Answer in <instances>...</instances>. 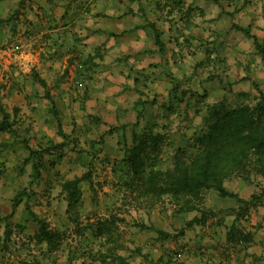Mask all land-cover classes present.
Returning a JSON list of instances; mask_svg holds the SVG:
<instances>
[{"label": "rangeland", "instance_id": "rangeland-1", "mask_svg": "<svg viewBox=\"0 0 264 264\" xmlns=\"http://www.w3.org/2000/svg\"><path fill=\"white\" fill-rule=\"evenodd\" d=\"M182 1L184 6L180 0L173 6L195 28L201 22V50L190 44L179 56L176 52L167 55L159 40L160 59L152 57L143 60V69L138 63L137 69L130 71L128 65L121 72L115 67L122 60L111 55L112 79L106 87H78L69 80L63 87L43 86L36 69L21 64L22 59L18 62L22 51L12 52L18 40L0 43V101L11 97L14 90L23 93L31 88L44 104L39 102L34 110L46 109L50 118L44 122V135H35L33 150L64 143L60 150L23 162L28 153L21 142L25 139L30 144L32 139L22 134V128L13 137L16 147L20 144L22 148L16 151L22 162L13 169H19L22 179L12 203H21L24 212L31 210L56 234L55 245L36 243L32 239L36 225L28 216L29 226L11 230L13 244L9 246L20 249L14 254L19 264H264V182L260 178L252 176L249 184L228 179L224 186L237 198L222 199L210 190L193 209L171 205L167 198L153 205L135 198L140 185L125 164L133 134L154 133L152 128L158 126L166 146L146 163L144 171H166L175 156L189 158L195 153L193 136L205 130L207 107L220 102L229 109L244 104L254 107L258 93H264V55L259 49L264 47V0ZM169 26L174 32L173 25ZM235 26L254 36L258 47ZM171 63L176 69L167 78L170 89L176 84L178 92L170 94L172 99L169 95L173 101L169 103L166 85L151 83L150 78L151 74L155 80L160 78ZM134 79L139 86L132 83ZM95 90H103V96L91 95ZM182 91L184 97H180ZM20 109L14 107L12 112L15 125ZM166 109L174 111L167 114ZM175 109L184 112V124L176 120L180 114ZM62 113H67L66 118H60ZM168 117L170 125L162 122ZM59 131L68 135L62 138ZM37 160L40 165L35 175L31 165ZM86 175L89 179H82ZM74 180L78 183L70 191L65 184ZM201 211L207 214L204 225L193 221ZM232 224L235 238L227 243Z\"/></svg>", "mask_w": 264, "mask_h": 264}, {"label": "crops", "instance_id": "crops-1", "mask_svg": "<svg viewBox=\"0 0 264 264\" xmlns=\"http://www.w3.org/2000/svg\"><path fill=\"white\" fill-rule=\"evenodd\" d=\"M161 1L165 2L160 5ZM174 1L176 0H0V43L3 45L5 39L7 44L10 43L9 39L13 42L18 40V43L15 41L11 46L12 52L17 54L22 51L18 62L22 59L21 64H30V69H36L45 85L63 87L69 80L73 86L78 87L84 84L106 87L111 85L112 79L111 55L122 60L115 67L118 72L122 69L126 71L128 65L130 71L132 67L135 70L138 63L141 64L140 69H143V60L158 57L155 33L164 43L167 55L176 52L179 56L185 53L184 49L190 44L196 46L198 51L201 50L204 37L201 22L198 21L195 28L191 20L181 16L179 8L173 6ZM180 2L184 6L183 1ZM188 5L187 3L186 7ZM173 18L175 21L169 22ZM169 25H173L174 32L170 31ZM177 27L179 31H176ZM128 57L129 61H124ZM171 59L175 60L169 57ZM147 64L149 67L150 63ZM172 66V63L167 64L166 70L163 69L164 72H161L157 80L154 79L155 74H151L153 78H150L151 83L153 81L154 84H159L161 81L166 85L168 96L165 99L169 103L173 102V96L169 93L171 83L167 75L169 71L176 69V66ZM67 71L70 77H67ZM131 81L135 84V80ZM136 85L139 86L138 83ZM27 90L23 93L14 90L11 97L3 99L0 104L12 120L14 107L21 108L16 114L15 120L18 123L13 128L19 132L22 128V134L27 139L31 137L29 146L33 149L35 135H44V122L50 118L46 109L41 112L34 110L35 106L43 104L41 95L33 94L31 88ZM95 92L91 95L104 94L103 90ZM59 94L63 98V91L60 90ZM175 110L180 114L176 120L179 124H184V112ZM173 111L166 109V113L172 114ZM66 115L62 113L60 118H66ZM170 119L171 117L164 118L162 122L170 125ZM182 129L185 130L184 127ZM64 133L68 135L67 131ZM21 145L16 147L13 137L0 133V264H19V260H15L18 255L14 254H18L20 249L10 248L13 234L7 237L6 231L25 224L29 226L31 221L28 219V211L24 212L21 203L16 206L12 203L22 179L18 174L19 169H13L22 162L16 155L17 150L22 151ZM26 155L22 158H26ZM27 166L29 167V163L26 164V169L29 170Z\"/></svg>", "mask_w": 264, "mask_h": 264}, {"label": "trees", "instance_id": "trees-1", "mask_svg": "<svg viewBox=\"0 0 264 264\" xmlns=\"http://www.w3.org/2000/svg\"><path fill=\"white\" fill-rule=\"evenodd\" d=\"M237 31L252 38L258 47V42L254 36L239 26H235ZM155 44L160 46L159 36L155 33ZM264 55V47H259ZM135 83H137V80ZM42 85L45 86L44 82ZM178 86L171 87L170 93L176 94ZM186 95L185 91L180 93V97ZM181 100V99H180ZM55 114V113H54ZM138 115V113H136ZM58 122V121H57ZM205 130L193 136L195 153L192 157L186 158L184 155L175 156L173 165L166 171H149L145 174L146 163L153 161L161 152L163 146L162 132L157 127L152 128L153 132L144 130L141 135L133 134V147L129 155L125 158V164L133 179H137L140 190H137L136 199L141 198L149 205L163 202L167 198L169 203L193 209L196 203H201L204 192L213 190L220 198H237L229 192L224 183L228 179H241L245 184L251 183L252 176L260 178L264 182V93H258V99L254 107L240 105L236 108H226L223 103L214 104L207 107L203 118ZM15 121L4 110L0 104V133L11 137L17 136L13 126ZM161 127V126H159ZM161 128H164L162 126ZM157 130V131H156ZM60 132V136L67 135ZM22 147L28 155L24 161H29L37 157L40 153L50 154L54 150H60L64 143L50 145L41 151L30 148L27 140L23 139ZM39 160L32 163V173L37 175ZM82 179L88 180L89 176ZM133 182V181H132ZM78 180L68 182L65 187L76 186ZM16 206V204H13ZM198 211V210H196ZM28 216L36 225L33 240L47 246L55 245L56 234L50 230L45 220L37 216L28 209ZM207 214L203 211L200 216L193 221L196 224L204 225ZM235 226L232 224L227 233V243L233 242ZM7 237L11 235V230L6 231Z\"/></svg>", "mask_w": 264, "mask_h": 264}]
</instances>
